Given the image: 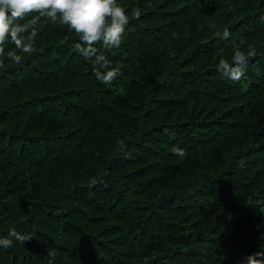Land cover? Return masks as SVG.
<instances>
[{
  "label": "trees",
  "instance_id": "trees-1",
  "mask_svg": "<svg viewBox=\"0 0 264 264\" xmlns=\"http://www.w3.org/2000/svg\"><path fill=\"white\" fill-rule=\"evenodd\" d=\"M118 3L122 44L95 45L123 65L110 85L43 19L34 52L0 57V236H34L0 264L50 246L53 264H246L264 249V0ZM233 48L256 53L239 81L218 70Z\"/></svg>",
  "mask_w": 264,
  "mask_h": 264
},
{
  "label": "clouds",
  "instance_id": "clouds-1",
  "mask_svg": "<svg viewBox=\"0 0 264 264\" xmlns=\"http://www.w3.org/2000/svg\"><path fill=\"white\" fill-rule=\"evenodd\" d=\"M132 15L139 18L140 8H133ZM42 19L64 26L78 35L79 41L73 44V49L85 60L92 61L94 75L101 83L110 85L119 78L123 65L111 66L106 56L95 47L102 42L105 49H113L123 42L129 15L118 0H0V57L6 54L9 60L20 63L22 54L34 52L38 25ZM229 35L227 31L223 33L225 39ZM9 45L13 47L8 49ZM255 54L254 48H249L247 52L233 48L231 63L221 58L218 70L233 81H239L244 76L249 58ZM2 63L0 59V65ZM170 150L179 156L186 154L176 146ZM12 238L25 244L34 236L13 229L8 237L0 236V247L11 248ZM55 254L56 250L50 246L45 257L46 264H53ZM245 261L246 264H264V249L248 255Z\"/></svg>",
  "mask_w": 264,
  "mask_h": 264
}]
</instances>
